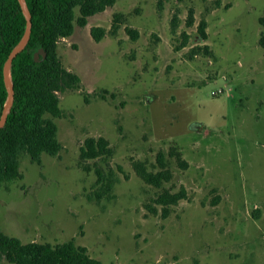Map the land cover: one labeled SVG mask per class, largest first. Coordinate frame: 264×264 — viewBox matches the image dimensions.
I'll return each instance as SVG.
<instances>
[{"label":"rangeland","instance_id":"obj_1","mask_svg":"<svg viewBox=\"0 0 264 264\" xmlns=\"http://www.w3.org/2000/svg\"><path fill=\"white\" fill-rule=\"evenodd\" d=\"M262 34L264 0H116L76 24L57 51L81 83L46 114L63 148L22 153V177L0 180V231L73 241L104 264H264ZM91 137L112 153L82 161ZM161 156L172 179L155 187L133 162L158 172ZM182 187L164 218L154 199Z\"/></svg>","mask_w":264,"mask_h":264},{"label":"trees","instance_id":"obj_2","mask_svg":"<svg viewBox=\"0 0 264 264\" xmlns=\"http://www.w3.org/2000/svg\"><path fill=\"white\" fill-rule=\"evenodd\" d=\"M116 0H27L32 14V33L26 48L14 59L11 75L15 90V101L8 120L0 129V180L11 181L21 178L19 157L27 153L34 162L40 163L43 153L56 156L63 146L58 139V126L46 117L51 114L61 117L59 91L77 88L80 77L65 68L58 55V42L70 37L76 24L85 27L89 17L105 11ZM76 9L79 15H76ZM192 15L190 18L192 19ZM207 23L201 21L199 33L207 39ZM26 19L18 0H0V117L7 101V91L3 79L4 64L24 35ZM91 36L96 42L105 35L102 27H92ZM264 47V34L260 39ZM44 49L46 57L35 53ZM112 149L103 138H88L80 148L82 161L110 155ZM172 156L182 167H187L180 152L172 151ZM162 170L152 172L142 161L133 162L136 174L147 184L161 187L164 181L172 179V172L164 168L163 156L159 158ZM88 169V168H87ZM99 181L101 173L97 170ZM110 188V187H109ZM187 198L182 187L178 192L165 190L154 202L162 206V215L167 217L172 205ZM151 209V208H150ZM152 211L156 213V209ZM5 258L13 264H104L93 258L87 247L73 241L52 245L50 243H23L19 238L0 231V262Z\"/></svg>","mask_w":264,"mask_h":264},{"label":"water","instance_id":"obj_3","mask_svg":"<svg viewBox=\"0 0 264 264\" xmlns=\"http://www.w3.org/2000/svg\"><path fill=\"white\" fill-rule=\"evenodd\" d=\"M22 9V12L25 16L26 19V28L23 37L19 41V43L13 48V50L10 52L4 67H3V79L7 91V101L4 106L2 115L0 117V129L3 128L8 120V116L12 110V107L14 105L15 101V90H14V84L12 81V75H11V70H12V65L14 59L26 48L28 45L30 38H31V33H32V14L29 9L27 0H18ZM40 55L43 57H46V52L44 49H40L37 53H35V60L39 61Z\"/></svg>","mask_w":264,"mask_h":264}]
</instances>
